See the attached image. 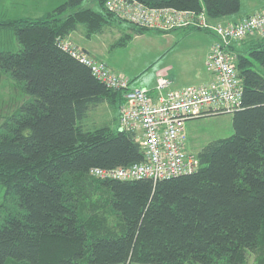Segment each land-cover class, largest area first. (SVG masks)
<instances>
[{
	"label": "trees",
	"instance_id": "16d2710c",
	"mask_svg": "<svg viewBox=\"0 0 264 264\" xmlns=\"http://www.w3.org/2000/svg\"><path fill=\"white\" fill-rule=\"evenodd\" d=\"M106 1L95 8L58 0L38 15L0 9V29H12L19 42L0 39V71L25 93L10 112L0 111V264H250L251 255V264H264V35H249L237 48L243 94L232 111L234 131L197 151L196 170L160 179L98 176L92 167L128 166L145 152L119 127L123 90L94 75L61 38L79 23L88 37L113 22H129L135 33L151 28ZM139 1L205 9L210 18L241 6ZM102 102L118 109L117 124L86 127L89 109Z\"/></svg>",
	"mask_w": 264,
	"mask_h": 264
},
{
	"label": "built area",
	"instance_id": "2783aa9c",
	"mask_svg": "<svg viewBox=\"0 0 264 264\" xmlns=\"http://www.w3.org/2000/svg\"><path fill=\"white\" fill-rule=\"evenodd\" d=\"M107 7L131 23L158 29L197 26L216 34L205 62L209 79L176 85L158 73L151 86L133 85L131 77L62 37L60 44L88 64L108 86L122 89L119 127L140 142L145 158L128 166L92 167L91 173L121 179L165 178L196 170L197 151L187 149L186 120L232 112L241 105L243 84L234 43L249 35H264V8L239 19L210 18L205 9L149 6L139 0H107Z\"/></svg>",
	"mask_w": 264,
	"mask_h": 264
},
{
	"label": "rangeland",
	"instance_id": "374dc122",
	"mask_svg": "<svg viewBox=\"0 0 264 264\" xmlns=\"http://www.w3.org/2000/svg\"><path fill=\"white\" fill-rule=\"evenodd\" d=\"M19 1L0 0V9H5L7 12L4 13L5 15H16V13L40 14L46 10L45 5L47 9L54 5L53 0H49L48 4L43 3L46 0H22L25 9L23 11L17 9V12H14L12 3L15 2L16 6L20 8ZM240 1L241 6L238 12H250L256 7L264 6V0ZM82 4L98 8L96 0H83ZM31 9L36 10L32 11ZM229 16L232 15L223 16L224 18L222 17V19H229ZM129 31L132 32V36L127 42L125 44L117 43L119 38ZM86 32V26L79 23L74 34L80 37L81 40L90 43L99 59L102 58L108 61L120 71L132 77L131 82L133 85L141 86H151L154 84L158 73H166L167 75L170 73L176 78V81L181 83H198L199 81L197 80L208 70L205 62L206 46L216 38V34L212 31L202 28H192L188 31L182 27H176L171 30L149 28L143 32L135 33L129 22H113L112 24H108L102 32L93 33L91 38H87ZM254 36H257V34ZM66 37L73 41L69 35ZM0 39L6 40L9 46H19V42L12 29L1 28ZM245 39L246 37L234 43L236 52H238L237 48L245 44ZM75 44L79 48L84 49L81 45ZM91 55L96 57L93 54ZM24 97L25 93L16 86L13 79L0 71L1 113L7 114L10 112L12 107H14L13 101L19 102L16 99H23ZM116 111H118L117 108L109 105L107 102H102L89 109L84 124L86 127L91 128L107 122L116 125L117 120L113 119ZM233 131L232 112L189 118L186 120L187 149L196 152L210 140L228 136ZM3 191L4 187L0 184V202L4 199ZM252 256L249 260L250 264L252 263ZM130 264L158 263L132 261ZM193 264L203 263L196 262Z\"/></svg>",
	"mask_w": 264,
	"mask_h": 264
},
{
	"label": "crops",
	"instance_id": "0c3cea01",
	"mask_svg": "<svg viewBox=\"0 0 264 264\" xmlns=\"http://www.w3.org/2000/svg\"><path fill=\"white\" fill-rule=\"evenodd\" d=\"M48 1H49V0H46V1L43 2V3L46 4ZM56 2H57V0H53V4H55ZM19 3H20V5H19L20 8H18V7L16 6V3H15V2L12 3V8H13V11H14V12H17V9H20L21 11H23V10L25 9V5H23V1L20 0ZM47 4H48V3H47ZM26 6H27V5H26ZM43 7H44V6H43ZM46 7H47V6L45 5V9H47ZM263 8H264V6H260V7H256L254 10H252V11H250V12H248V11H240V12H237V13H235V14H231L232 16H229V17H230L229 19H234V20H236V19L241 18V17L244 16V15H248V14H252V13L258 12V11H260V10L263 9ZM31 10L34 11V10H36V9H31ZM12 14H13V13H12ZM16 14H22V13H16ZM30 15H38V13H37V14H30ZM223 18H224V17H223ZM219 19H222V17H219ZM75 30H76V29H75ZM75 30L71 31L70 34H69V36L73 39V41H74L75 43L81 45L85 50H87L88 52H90L91 54H93V55H95L96 57L99 58V56L97 55L95 49L93 48V46H92L90 43L81 40L80 37H78L77 35L74 34V31H75ZM91 37H92V36H89V37H87V38H91ZM212 41H213V40H212ZM212 41L208 44V46H206L205 57L207 56V53H208V50H209V48H210V45H211ZM100 59H102V58H100ZM103 60H104V59H103ZM105 61H106V60H105ZM108 63H109V62H108ZM110 65H111L114 69L120 71V70H119L118 68H116L113 64L110 63ZM169 74H170V73H169ZM170 75H171V74H170ZM171 76H172V75H171ZM210 77H211V72L207 70V71H205V74H203V76L200 77L199 80H197V81L200 82V81H203V80L209 79ZM172 78L174 79V82H175L176 85H183V84L191 83V82H188V83H181V82L176 81V80H175L176 78H174V76H172ZM192 83H193V82H192ZM185 127H186V125H185ZM198 150H199V149H198ZM198 150H197V151H198Z\"/></svg>",
	"mask_w": 264,
	"mask_h": 264
}]
</instances>
